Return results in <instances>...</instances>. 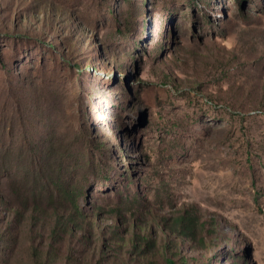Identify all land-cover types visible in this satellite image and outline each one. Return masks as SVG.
Wrapping results in <instances>:
<instances>
[{"label":"rangeland","instance_id":"374dc122","mask_svg":"<svg viewBox=\"0 0 264 264\" xmlns=\"http://www.w3.org/2000/svg\"><path fill=\"white\" fill-rule=\"evenodd\" d=\"M166 258L264 264V0H0V264Z\"/></svg>","mask_w":264,"mask_h":264},{"label":"trees","instance_id":"16d2710c","mask_svg":"<svg viewBox=\"0 0 264 264\" xmlns=\"http://www.w3.org/2000/svg\"><path fill=\"white\" fill-rule=\"evenodd\" d=\"M184 222H185L184 217L182 216V219L180 222L175 221V225L173 226L172 229L178 233H181V234L187 233V232H190L191 230H193V225L191 223L185 224ZM54 233H55V231H53L52 234H54ZM167 254H168V252H167V250H165V256H167ZM166 261H167V264H174V262L171 259L166 258ZM180 264H184L183 261Z\"/></svg>","mask_w":264,"mask_h":264}]
</instances>
